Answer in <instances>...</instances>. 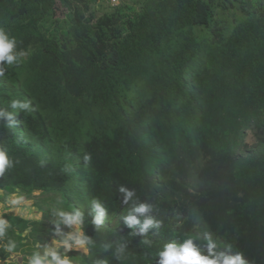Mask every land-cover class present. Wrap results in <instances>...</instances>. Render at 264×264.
I'll list each match as a JSON object with an SVG mask.
<instances>
[{"label":"trees","instance_id":"trees-1","mask_svg":"<svg viewBox=\"0 0 264 264\" xmlns=\"http://www.w3.org/2000/svg\"><path fill=\"white\" fill-rule=\"evenodd\" d=\"M100 1L0 0V27L26 53L0 78V107L18 122L0 124L16 161L0 192L40 214H2L0 264H26L36 243L57 239L54 208L82 211L79 230L95 241L59 250L73 264H156L164 244L192 236L203 247L206 233L218 250L264 264V5L139 0L97 17ZM14 98L35 110H12ZM121 187L135 191L127 202ZM94 198L107 208L100 231ZM140 203L152 209L134 212ZM128 215L141 224L129 227ZM146 218L160 227L142 234Z\"/></svg>","mask_w":264,"mask_h":264},{"label":"clouds","instance_id":"clouds-1","mask_svg":"<svg viewBox=\"0 0 264 264\" xmlns=\"http://www.w3.org/2000/svg\"><path fill=\"white\" fill-rule=\"evenodd\" d=\"M25 55L26 53L17 51L16 37L11 35L8 30L0 27V78L4 77L6 67L19 65ZM9 107L14 111L18 110L23 113H30L35 110L32 102L27 99H11ZM15 116L13 111L0 107V124H3L7 128L16 127L18 122ZM91 159L92 156L90 153H86L83 157L85 164L90 162ZM15 164L16 161L9 155L7 148L3 143H0V177H3L6 172L13 169ZM120 191L125 194V202H127L128 198L135 195L134 190L128 191L124 187H121ZM91 205L96 212L91 223L96 226L97 231H100V226L104 223L107 214V208L96 198L91 201ZM151 209V204L140 203L133 211L144 214ZM51 215L54 218L52 225L54 226L53 232L55 235L62 233L61 225H65L68 228L75 227L80 229L85 223L83 212L79 209L65 211L61 208H54L52 209ZM125 223L131 227L135 224H141V221L134 215H128L125 218ZM9 227L10 225L6 220L0 219V237L6 234ZM151 227L159 228L160 222L154 221L152 218L144 219L141 233H146ZM203 239L206 241L203 247L192 236L164 244L156 253L158 257L156 264H248V261L244 259L242 253L232 254L230 248L227 251L218 250V245L212 239L210 233H206ZM59 243L65 249V253L70 251L74 246L81 248L95 247V241L85 236L82 231L73 237L72 243H69L68 239L62 240ZM142 243L151 246L150 241L147 239L142 241ZM4 247L8 253L17 254L18 244L16 240L9 239ZM108 247V245L102 246L101 251L106 252ZM204 249L207 250L206 255L202 254ZM41 251H43V255H41ZM25 259L26 264H73L72 258L67 254H61L49 244L42 245L40 243L34 245L33 251ZM94 264H107V261L98 259Z\"/></svg>","mask_w":264,"mask_h":264},{"label":"rangeland","instance_id":"rangeland-1","mask_svg":"<svg viewBox=\"0 0 264 264\" xmlns=\"http://www.w3.org/2000/svg\"><path fill=\"white\" fill-rule=\"evenodd\" d=\"M139 0H116V4L112 5L110 0H102L95 5L91 6V9L94 10L96 16H100L105 12L111 11L116 5H124L130 7L133 6L134 8L138 7V4H135ZM143 0H141L142 2ZM149 1V0H146ZM256 3H261L264 5V0H251ZM129 11V10H128ZM127 12V11H126ZM229 13H235L236 15L239 14V11L233 10L232 8H229L227 14ZM229 18H233V16H229ZM247 142L250 144L252 143V137L251 134H248ZM3 213H8V214H18L20 216H24L27 219H35L39 218L40 214L37 212L36 208H33L31 206L30 202L25 201L24 197L21 195H12L6 197L3 193L0 192V219ZM80 232L79 229L73 227V228H68L66 226L65 231L62 232L60 235H58L57 239L53 240L51 242V246L53 248H56V250L64 249L60 245V241L68 239L69 243L73 242V237ZM71 250L75 251H81L85 252L84 248L81 247H76L74 246ZM70 250V251H71ZM65 251V249H64ZM68 252V251H67Z\"/></svg>","mask_w":264,"mask_h":264},{"label":"built area","instance_id":"built-area-1","mask_svg":"<svg viewBox=\"0 0 264 264\" xmlns=\"http://www.w3.org/2000/svg\"><path fill=\"white\" fill-rule=\"evenodd\" d=\"M110 2H111L112 5L116 4V0H110Z\"/></svg>","mask_w":264,"mask_h":264}]
</instances>
